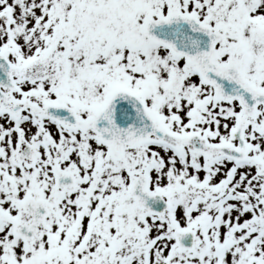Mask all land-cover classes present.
<instances>
[{
	"label": "snow or ice",
	"instance_id": "snow-or-ice-1",
	"mask_svg": "<svg viewBox=\"0 0 264 264\" xmlns=\"http://www.w3.org/2000/svg\"><path fill=\"white\" fill-rule=\"evenodd\" d=\"M0 264H264V0H0Z\"/></svg>",
	"mask_w": 264,
	"mask_h": 264
}]
</instances>
